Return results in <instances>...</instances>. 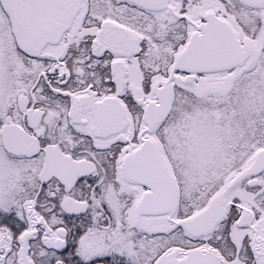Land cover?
<instances>
[{
  "label": "snow or ice",
  "instance_id": "6c2138e0",
  "mask_svg": "<svg viewBox=\"0 0 264 264\" xmlns=\"http://www.w3.org/2000/svg\"><path fill=\"white\" fill-rule=\"evenodd\" d=\"M0 264H264V0H0Z\"/></svg>",
  "mask_w": 264,
  "mask_h": 264
}]
</instances>
